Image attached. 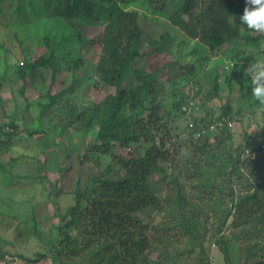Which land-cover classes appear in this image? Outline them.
I'll list each match as a JSON object with an SVG mask.
<instances>
[{
  "label": "trees",
  "instance_id": "obj_1",
  "mask_svg": "<svg viewBox=\"0 0 264 264\" xmlns=\"http://www.w3.org/2000/svg\"><path fill=\"white\" fill-rule=\"evenodd\" d=\"M6 1L10 0H0V11ZM140 3H147L153 14L165 16L164 9L176 3V6L172 5L173 11L169 18L180 27L187 40L196 41L198 46L193 45L191 51L187 50L175 60L170 58L171 61L165 64L177 63L176 69L181 68L183 75L188 80L194 78L195 82L200 80L195 75L197 68L204 63L198 56L201 50H208L212 56H219L221 53V56L237 59L239 56L235 53L236 50L239 51L246 45L259 47L264 38L260 33L249 35L247 32L250 29L241 24L240 15L243 13L245 0L10 2L9 19L8 22L2 20L4 25L11 27L21 24L25 31L20 30L17 35H23L34 46L44 48L43 52L35 55L34 51L31 54L30 51H23V61L14 70L23 86L29 80L34 88L42 91L44 103H41L38 111L41 113L58 104L60 111L67 114L65 120L68 124H73L75 128L81 127L79 130L82 133L95 130L96 142L92 144L93 148L100 153H110L111 162L120 169L118 176L112 173L105 176L113 168L108 164L103 175L91 178V186L77 185L74 204L68 209L65 225L80 232V240L62 231L61 239L49 243L52 264H56L55 260L59 259L61 262L57 264H65L66 259L69 264H208L205 257L197 262L189 261L190 257L199 255L197 246L204 253L201 250L202 242L208 231L222 251L225 262H229L228 249L224 239L218 235V226L228 219L232 208L226 207V212L221 210L223 199H212L207 196V192L221 190L225 186L229 189L228 200L232 203L235 198L231 183L233 177L256 182L251 193L248 192L250 189H246L245 194L234 202L233 209L237 208L239 212L235 218L240 220L241 226L247 225L250 231L255 226L260 228L259 231L264 230V155L255 157L254 160L250 157L242 159L241 153L245 152V148L239 145L232 147V131L223 127L212 134L206 129L211 119L205 116L192 117L194 123H191L186 134V143L190 149L187 177L192 181L191 196L205 194L204 197L208 200L205 204L208 207H193V203L184 194L182 184L175 180V175L163 200L152 191L151 175L156 172L166 176L162 162L167 161L173 137L168 117L174 111L185 114L181 107L189 99L194 102V111L202 110L206 94L212 98V95L220 97L224 83L230 89L233 87L232 81L236 82L244 96L248 94L244 88L249 89V85L245 77L248 75L241 74V71L233 73L232 69L219 71L217 68H210L201 75L207 81V90L203 91L199 85L189 95L174 92L169 98V108L165 115L159 104L148 105L147 101L155 92L163 66L148 71L136 64L151 53L162 54L168 38L172 36L168 31H161L153 36L144 29L140 22L141 12L137 7ZM93 26L100 28V37L96 41H92L94 38L89 39L84 32L86 27ZM87 44L91 48H97L98 52L94 63L89 68H84V64L88 63L84 59ZM262 50L264 51V47ZM64 74L65 87L52 92L50 86L53 81ZM69 75L70 82H67ZM48 76L51 83L45 84ZM80 76L84 81L90 78L94 88H106L104 96L87 106H75L77 103L73 98L63 103L67 92L78 91ZM3 78L0 75V80ZM20 91L23 94V87ZM231 110L230 100L226 99L215 118L221 119L229 115ZM16 126L10 120L6 125L7 130H0V153H5L9 148L6 145L9 140L3 141L1 137L10 134L9 127L15 129ZM25 130L30 135L39 132L35 127ZM141 141L148 144L143 155L129 153L121 156L112 152L116 144L127 147ZM14 160L13 156H9L10 164ZM242 165L247 170L246 173L241 171ZM4 171L5 167L0 162V172ZM253 196L254 201H250ZM83 200L87 202L86 207H82ZM184 203L188 209L183 208ZM146 207L160 208L164 212L162 220L154 225L144 224L139 220L136 212ZM207 209L216 221L217 231L211 228L212 220H206ZM187 254L188 258L183 259ZM46 255L43 251L33 254L17 253L25 264H36ZM260 258L253 264H264V253Z\"/></svg>",
  "mask_w": 264,
  "mask_h": 264
},
{
  "label": "rangeland",
  "instance_id": "obj_2",
  "mask_svg": "<svg viewBox=\"0 0 264 264\" xmlns=\"http://www.w3.org/2000/svg\"><path fill=\"white\" fill-rule=\"evenodd\" d=\"M11 1L4 2L0 11V43H2L0 47V75L4 76L0 80V99L3 103L0 102V106L2 105L0 107V130H7L6 125L10 120L14 121L17 128L9 127L10 134L1 137L2 140H9V143L6 144L9 145V148L5 153H0V162L5 167V171L0 172V264H25L17 256V253L33 254L36 251H43L47 254L36 264H52L48 251L49 243L61 239L62 231L80 240V232L65 225L68 219V209L74 204V190L77 185L80 187L91 186V178L103 175L108 164H111L113 168L105 176L110 173L118 176L120 169L117 164L111 162L110 153H100L93 148L92 144L96 142L95 130L82 133L79 130L81 127L75 128L73 124H68L65 120L67 114L60 111L58 104L41 113L38 111L41 103H44L42 102L44 101L42 91L34 88L29 80H27V85L23 86L14 70L16 65H20L23 61V51H30V54L34 51L35 55L43 52L44 48L34 46V43L23 35H17L20 30L25 31L21 24H14L11 27L4 25L2 20L8 22ZM172 5L176 6V3ZM172 5L170 8L164 9L163 13L166 16L153 14L147 3H140L137 6L141 12L140 22L150 35L157 36L161 31H168L172 36L168 38L162 54L151 53L136 64L148 71L163 66L156 82L155 92L147 101L148 105L159 104L163 115H165V111L169 108L167 106L169 98L174 95V92L178 95L181 93L189 95L199 85L205 91L207 81L201 75L208 72L210 68H217L219 71L232 69L233 73L241 71V74L248 75V77L245 76L249 85V89L244 88V91L248 93L246 96L241 92L242 90L236 82L232 81L233 87L230 89L224 83L221 86L220 97L212 95V98L206 94L202 110L197 112L192 108L189 113L185 114L174 111L168 117L173 137L167 161L162 162L166 176L156 172L151 175L152 191L159 199L163 200L168 185L175 175V180L182 184L184 194L190 199V203H193V207L198 208L205 205L207 208L208 205L205 202L208 200L204 197L205 194L199 197L191 196L193 195L190 186L192 181L187 177V167L190 162L188 160L190 149L186 143L188 123H194L192 117L205 116L211 119L206 129L212 134L220 131L223 127L232 131V147L239 145L245 148V152L241 153L242 159L250 157L254 160L255 157L264 155V104H260L251 95V76L247 71L253 64H264V51L262 50L264 38L259 47L246 45L245 48L236 50L235 53L239 56H236L237 59H229L227 56H221V53L219 56H212L208 50H201L198 56L204 63L200 64L195 74L200 80L199 82H195L194 78L188 80L183 75L181 68L176 69L177 63L165 64V62L171 61L170 58L175 60L187 50L191 51L193 45H197L196 41L187 40L188 38L182 34L180 27L173 24L169 18L173 11ZM84 32L89 39L94 38L92 41H96L100 37L99 27H86ZM247 33L249 35L259 33L264 35V32L251 30ZM86 47L84 59L88 63L83 67L89 68L90 64L94 63L93 60H96L95 54L98 50L93 46L91 48L90 44H87ZM147 49L150 50V47ZM78 73L81 74L80 69H78ZM65 75L63 77L60 75L56 81H53L50 86L52 92H58L65 87L63 83ZM68 78L70 75L67 77V82ZM88 79L84 81L80 76L78 91L67 92L66 97L63 98L64 101H61L66 103L67 100L73 98L77 103L75 106H87L92 102H98L104 96L106 88H94L90 83L91 79ZM49 82L50 77L48 76L45 84H49ZM21 87H23V94L20 91ZM226 99L230 100L231 112L221 119L215 118L219 115L220 107ZM46 100L45 98V102ZM32 127L39 129V132L33 135L27 133L25 129ZM147 147L148 144L143 141L131 143L127 147L116 144L112 152L121 156H126L129 153L137 156L143 155ZM63 151L69 153L65 152L64 154ZM9 156L15 158L11 164L8 162ZM241 171L247 172L243 165ZM231 181L235 195L232 203L228 200L229 192L227 193V191L229 189L225 186L221 190L207 192V196L212 199L219 201L223 199L221 210L226 212V207L232 208L229 210L228 219L223 221L224 224L218 226L220 227L218 235L224 239L228 249L229 262H225L218 244L214 242V238L209 236L210 231L202 242L201 250L204 253L202 254L199 250L200 247L197 246L199 255L190 257L189 261L197 262L205 257L208 264H253L261 259L260 257L264 253V230L259 231L260 228L255 226V229L250 231L247 225L241 226L240 220L235 218L239 212L237 208L233 209L234 202L243 196L246 189H250L248 192L251 193L256 182L243 177H233ZM254 199L255 196L250 201H254ZM86 204L87 202L83 200L82 207H86ZM182 205L183 208L188 209L185 203ZM159 209L146 207L137 211L136 216L144 224L154 225L164 217V212ZM205 212L207 213L206 220H212L211 228L217 231L218 227L216 221L212 219L211 213L208 209ZM152 256L154 257L155 254ZM186 258H188V254L183 256V259ZM59 262H61L60 259L55 260L56 264ZM69 263V260L66 259L65 264Z\"/></svg>",
  "mask_w": 264,
  "mask_h": 264
},
{
  "label": "clouds",
  "instance_id": "obj_3",
  "mask_svg": "<svg viewBox=\"0 0 264 264\" xmlns=\"http://www.w3.org/2000/svg\"><path fill=\"white\" fill-rule=\"evenodd\" d=\"M240 22L254 32H264V0H245ZM247 71L251 76V95L264 104V64H253Z\"/></svg>",
  "mask_w": 264,
  "mask_h": 264
},
{
  "label": "built area",
  "instance_id": "obj_4",
  "mask_svg": "<svg viewBox=\"0 0 264 264\" xmlns=\"http://www.w3.org/2000/svg\"><path fill=\"white\" fill-rule=\"evenodd\" d=\"M193 101L192 100H188L182 107H181V110L184 112V113H189V111L192 109V107H193ZM188 127H191L192 126V124H191V122L190 123H188Z\"/></svg>",
  "mask_w": 264,
  "mask_h": 264
}]
</instances>
